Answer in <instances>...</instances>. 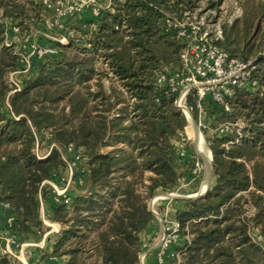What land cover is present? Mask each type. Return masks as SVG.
Instances as JSON below:
<instances>
[{
	"label": "trees",
	"instance_id": "obj_1",
	"mask_svg": "<svg viewBox=\"0 0 264 264\" xmlns=\"http://www.w3.org/2000/svg\"><path fill=\"white\" fill-rule=\"evenodd\" d=\"M31 2L0 0V202L9 204L27 238L42 228L43 198L47 216L61 226L48 252L63 256L60 264H139L140 235L154 220L147 200L179 180L173 145L187 122L174 103L176 93L156 80L160 68L179 56V45L162 30L163 13L180 4L192 7L195 0H112L111 10L88 22H97L89 47L79 52L73 43L63 45L10 92L5 75L17 61L10 46H3L1 21L23 23ZM242 6L241 17L223 25L220 45L228 56L247 61L256 24L258 30L264 25V0H242ZM262 60L253 58L258 86L235 87L226 98L229 110L209 99L218 119H241L244 125L238 134L209 140L213 184L200 196L177 199L182 205L174 217L190 236L179 259L168 264H264V252L250 236L255 227L264 241ZM187 105L197 121L192 96ZM46 133L51 148L39 159L36 141L40 148ZM71 147L82 148L85 188L70 204L55 203L42 182L62 172V153ZM0 264L16 263L0 253Z\"/></svg>",
	"mask_w": 264,
	"mask_h": 264
},
{
	"label": "rangeland",
	"instance_id": "obj_2",
	"mask_svg": "<svg viewBox=\"0 0 264 264\" xmlns=\"http://www.w3.org/2000/svg\"><path fill=\"white\" fill-rule=\"evenodd\" d=\"M32 9L29 10L28 18H25L23 23L19 20L13 21L10 19H2L4 24V41L3 46H10L12 54L16 56V67L9 71L5 75L6 82L10 85L11 89L22 87V83L27 80L31 74L34 75L38 65L41 61H46L49 57L57 55L62 51V46L68 43L75 44L76 50L83 51L85 47H89L88 41L92 36V31L97 28V22L88 23L90 19L96 20L100 16V12L104 10H111V7L107 6V0H31ZM121 1V0H117ZM213 4L208 0H195L192 7L178 5L177 10L172 12L165 11L163 13L164 23L169 26H174V23L181 20L184 12H193L195 9L201 8L202 11H209L210 21L218 22L223 32V25H230L236 19H239L243 13L242 0H211ZM216 1H218L216 3ZM75 5L77 7H71ZM1 13V10H0ZM97 13V14H96ZM258 24H256L255 32L257 33L254 39V48L248 56V60L255 58V55L264 57V35L262 34V28L258 30ZM193 26H199V23L192 19ZM13 26L18 27V31H13ZM162 27V30L169 33L179 45V56L176 63H170L163 65L156 75L158 84H164L165 82L160 79L163 73L170 76L172 83L179 84L184 83L185 77H188L192 68L189 61H181L180 54L185 47V40L177 38L172 28ZM72 40V42H70ZM193 43L195 40H191ZM221 42L218 45L221 47ZM50 47L54 49V52H48L41 57L36 54L37 49ZM230 58L240 59L238 56H230ZM241 60V59H240ZM102 67L105 64H97ZM264 66V60L261 61V68ZM105 86L109 85L107 78L103 79ZM117 84V83H116ZM174 84V85H175ZM192 98L195 100L194 96ZM210 98L207 97L205 103L201 104L200 119L204 128L201 126L202 141L204 149L197 150L196 135H194L190 123L187 121L180 133V138H187L186 140V154L184 157L178 159L180 178L177 181L174 188L171 190H159L155 194H167L175 192L180 197L167 196L159 199L155 202L154 208L158 215H154V220L150 223V226L141 233V253L147 252L148 256L155 257L157 264H168L169 259L177 257L179 259V251L183 246L184 239H187L190 235L180 231L175 238L169 244V247L162 249V238L164 235V228L171 221L177 220L174 217V211L182 205L177 199L193 198L185 197L189 194L196 193L201 189L204 182L208 185V188L213 184V178L211 171L208 175V180L205 178L206 167L204 161L207 159L208 152L207 146H209V140L215 135H224L230 132H240L244 125L241 119L235 121H229L225 119H218L217 107L211 105ZM228 104V110H229ZM226 110V109H224ZM197 124V121H195ZM227 123H232V131L217 130L221 126ZM236 129V130H235ZM199 134V133H198ZM49 134L46 133L42 141H40L39 155H44L49 150L48 139ZM175 140V141H177ZM206 142V143H205ZM52 143H55L52 141ZM51 143V144H52ZM121 145V144H120ZM195 145V149H194ZM175 147V142L174 145ZM209 148V147H208ZM63 151V148H60ZM198 151V152H197ZM82 148L73 147L65 149L62 153L63 158L66 161V165L62 172L54 176L55 179H50V183L46 182V190H49L50 201L55 203L64 199L66 204H70L71 196L76 193L84 191L85 183L84 178L86 176L85 158L82 155ZM203 152V153H202ZM36 153V151H35ZM36 155V154H35ZM79 156L78 158L76 156ZM36 158H38L36 156ZM42 159V158H39ZM60 193L56 196L57 191ZM66 195V196H65ZM152 197V196H151ZM147 200L148 208L149 201ZM39 201V217L41 219L42 228L36 230L35 234H29L28 237H24L14 224V215L8 211V208L1 205L0 202V253L8 255L16 264H57L55 259L50 258L49 246L54 242L58 231L61 226L60 223L50 219L46 214V206L43 198H38ZM5 203V202H4ZM250 213V210L247 212ZM264 252V241H256ZM151 247V249H149ZM140 253V254H141ZM52 257V256H51ZM178 261V260H177ZM264 263V262H263Z\"/></svg>",
	"mask_w": 264,
	"mask_h": 264
},
{
	"label": "built area",
	"instance_id": "obj_3",
	"mask_svg": "<svg viewBox=\"0 0 264 264\" xmlns=\"http://www.w3.org/2000/svg\"><path fill=\"white\" fill-rule=\"evenodd\" d=\"M111 4L112 0H107V6L110 7ZM71 7L73 8L77 6L72 5ZM192 19H195V21L199 23V26H193ZM167 26L169 25L165 23V27ZM169 28H172L173 33L177 38L185 40L184 42L186 45L180 54V59L181 61H189L192 72L188 77H185L183 80L184 83L182 84L174 83V85L170 76L166 75L167 73H163L161 75L162 78L159 77V80L162 79L164 82H167L171 90L176 93L174 103L183 112L186 120L189 122L188 117H190L193 123L196 124V120H194L191 114L193 106L187 105L188 98L194 96V106L197 108L198 113L196 126L198 130H200L201 126L204 128L200 119V108L206 98L209 97L210 100L228 110V102L226 101V98L232 95L235 87L253 90L258 86L257 79L253 77L252 73L255 65L253 64L252 59L241 61L240 59L230 58V56H228V54L218 45V43L223 40V32L218 22L210 21L209 11L207 10L202 11L201 8H199L191 13L184 12L181 20L174 23V26H169ZM13 31L17 32L18 27L13 26ZM191 40H195L196 42L193 43ZM48 52H54V49L50 47L39 48L37 49L36 54L38 57H41ZM19 86L20 85L13 88L10 92L19 90L21 88ZM232 126V123H227V125L225 124L217 130L223 131L229 129L232 131ZM188 139L189 137H185L175 141L177 159L185 156L187 151L185 145L186 140ZM53 145L54 143L51 144V146ZM35 151L38 158H44L49 153L48 150L44 155L38 154L40 152L38 141H36ZM76 157L78 158L79 156L77 155ZM46 182L50 183L51 181L44 180L42 184H45ZM59 194L60 193L57 191L56 196H59ZM167 196L180 197L175 192L153 194L150 199V201L152 200L151 204L149 201V209L154 215H158L154 208L155 202ZM1 205L9 207L8 203H1ZM180 228L181 225L178 220H173L169 225L167 224L166 228H164L162 249L169 247V244L172 241L174 242ZM250 236L253 240L261 241V237L255 227L251 228Z\"/></svg>",
	"mask_w": 264,
	"mask_h": 264
},
{
	"label": "bare ground",
	"instance_id": "obj_4",
	"mask_svg": "<svg viewBox=\"0 0 264 264\" xmlns=\"http://www.w3.org/2000/svg\"><path fill=\"white\" fill-rule=\"evenodd\" d=\"M188 120H189V123H193V121L190 119V117H188ZM191 125V124H190ZM196 126V124H194ZM193 126V125H191ZM197 127V126H196ZM198 129V128H197ZM196 132V131H195ZM199 134L196 135V141H197V150L200 151V150H203L204 149V144H203V141H202V132L200 130H198ZM197 132V133H198ZM204 139V138H203ZM197 151V152H198ZM207 152H208V156H207V159L204 161L205 163V167H206V174H205V178L208 180V175H209V162H210V150L209 148L207 147ZM203 153V152H202ZM207 182V181H206ZM206 182L203 183L201 189L199 192H202L205 187L207 186ZM198 193V192H196ZM196 193H193L192 195L196 194ZM153 199V198H152ZM152 201V200H151ZM151 201H150V204H151Z\"/></svg>",
	"mask_w": 264,
	"mask_h": 264
},
{
	"label": "crops",
	"instance_id": "obj_5",
	"mask_svg": "<svg viewBox=\"0 0 264 264\" xmlns=\"http://www.w3.org/2000/svg\"><path fill=\"white\" fill-rule=\"evenodd\" d=\"M190 124L193 125L191 127H192L194 135H197L199 133L197 127L194 124H192V123H190ZM199 191H200V187H199V190L197 192H199ZM48 249H49V251L51 250V245L49 246ZM149 249H151V247ZM140 256H141V261L139 259V264H157V260L155 259V257L148 256L147 252L146 253L142 252L140 254ZM50 258L55 259L57 264L62 263L64 261V259H65L63 256H57V257L56 256H52V257L50 256Z\"/></svg>",
	"mask_w": 264,
	"mask_h": 264
},
{
	"label": "water",
	"instance_id": "obj_6",
	"mask_svg": "<svg viewBox=\"0 0 264 264\" xmlns=\"http://www.w3.org/2000/svg\"><path fill=\"white\" fill-rule=\"evenodd\" d=\"M211 159H212V157H211V152H210L209 172L211 171ZM207 188H208V186H206L205 189L202 192H200V193H196L194 195H187L185 197H197V196H200V195L204 194V192L207 190ZM139 259L141 261V256H139Z\"/></svg>",
	"mask_w": 264,
	"mask_h": 264
}]
</instances>
